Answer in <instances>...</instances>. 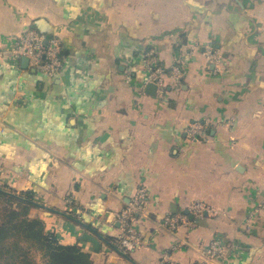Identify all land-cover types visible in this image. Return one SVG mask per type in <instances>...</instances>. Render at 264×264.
<instances>
[{
  "label": "crops",
  "instance_id": "1",
  "mask_svg": "<svg viewBox=\"0 0 264 264\" xmlns=\"http://www.w3.org/2000/svg\"><path fill=\"white\" fill-rule=\"evenodd\" d=\"M29 29L59 36L63 66L0 58L1 184L30 192L47 229L92 264H200L215 238L218 264H264V0H0V42ZM152 47L184 73L163 95L147 81ZM206 120L204 140L186 136ZM140 187L145 245L125 256L118 219ZM198 200L216 212L190 213L177 234L159 226Z\"/></svg>",
  "mask_w": 264,
  "mask_h": 264
},
{
  "label": "built area",
  "instance_id": "2",
  "mask_svg": "<svg viewBox=\"0 0 264 264\" xmlns=\"http://www.w3.org/2000/svg\"><path fill=\"white\" fill-rule=\"evenodd\" d=\"M196 48L197 46H193L191 49L193 51ZM7 51L16 59L27 57L30 67L48 75L59 73L63 66L62 42L56 34L48 35L36 29L26 30L12 40L9 46L0 42V58ZM204 54L210 62L219 66L220 55L213 46H205ZM145 56V65L148 71L147 81L156 85L158 94L165 93L167 76L176 84L182 82L184 73L180 60L173 64L169 70H166V67L160 62L155 48H150ZM208 123V120L190 123L185 129L186 136L195 141L204 140ZM146 202L147 189L140 187L120 213L117 228L118 247L125 253L145 245L141 233L134 226V220L137 215L145 213ZM188 209L195 218L216 212L214 207L201 200L192 202ZM193 225L194 223L186 213L169 214L159 221L161 228L173 234H177L181 229L191 228ZM199 254L200 264H218L227 257V250L222 240L215 238L208 245L199 247Z\"/></svg>",
  "mask_w": 264,
  "mask_h": 264
},
{
  "label": "trees",
  "instance_id": "3",
  "mask_svg": "<svg viewBox=\"0 0 264 264\" xmlns=\"http://www.w3.org/2000/svg\"><path fill=\"white\" fill-rule=\"evenodd\" d=\"M34 207L38 204L30 192L17 193L0 184V264H38L33 251L42 264H92L80 245L62 243L42 218L30 217Z\"/></svg>",
  "mask_w": 264,
  "mask_h": 264
},
{
  "label": "water",
  "instance_id": "4",
  "mask_svg": "<svg viewBox=\"0 0 264 264\" xmlns=\"http://www.w3.org/2000/svg\"><path fill=\"white\" fill-rule=\"evenodd\" d=\"M22 60L29 62V60H28L27 57H23ZM155 87H156L155 84H152V83H151V84L149 85V88H153V89H155ZM186 213L192 218V215H190L189 210H187ZM82 238H83L84 240H86V241L92 242V243L94 244L95 248H98V246H99V241H98L97 238H95L94 236L89 235V234L86 233V234H83ZM118 250H119V252H120L121 254L127 256V254H126L124 251H122L120 248H119Z\"/></svg>",
  "mask_w": 264,
  "mask_h": 264
},
{
  "label": "rangeland",
  "instance_id": "5",
  "mask_svg": "<svg viewBox=\"0 0 264 264\" xmlns=\"http://www.w3.org/2000/svg\"><path fill=\"white\" fill-rule=\"evenodd\" d=\"M30 217H38V215H37V209H34V208H32L31 210H30ZM44 220V219H43ZM33 253H34V255H35V259H36V261H37V263L38 264H42L43 263V261H42V259H41V256H40V254L39 253H35L34 251H33Z\"/></svg>",
  "mask_w": 264,
  "mask_h": 264
}]
</instances>
